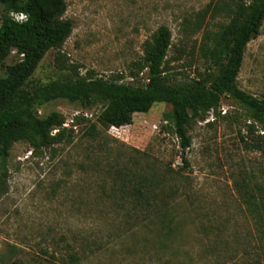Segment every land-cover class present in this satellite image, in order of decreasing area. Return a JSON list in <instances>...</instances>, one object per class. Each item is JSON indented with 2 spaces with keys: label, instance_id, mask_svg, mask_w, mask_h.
<instances>
[{
  "label": "rangeland",
  "instance_id": "obj_1",
  "mask_svg": "<svg viewBox=\"0 0 264 264\" xmlns=\"http://www.w3.org/2000/svg\"><path fill=\"white\" fill-rule=\"evenodd\" d=\"M239 1L65 0L62 19L71 21V34L47 52L32 80L73 79L72 66L80 75L122 74V82L143 86L146 71L136 79L129 74L145 40L167 26L166 69L172 81H186L206 69L199 51L205 35L228 23ZM2 16L0 6V23ZM16 59L12 51L0 78ZM237 86L264 100V21L246 46ZM170 110L157 103L134 114L130 125L107 131L97 125L98 134L87 135L100 106L57 100L40 108V117H64L72 141L37 151L18 142L0 161V264H264V229L237 195L241 182L247 190L264 188V149L251 151L244 142L252 137L246 111L222 97L192 125L183 171L165 118ZM153 185L170 195L154 218L132 199L136 188L150 192Z\"/></svg>",
  "mask_w": 264,
  "mask_h": 264
},
{
  "label": "trees",
  "instance_id": "obj_2",
  "mask_svg": "<svg viewBox=\"0 0 264 264\" xmlns=\"http://www.w3.org/2000/svg\"><path fill=\"white\" fill-rule=\"evenodd\" d=\"M0 6L3 13L0 67L12 51L17 55L14 62L4 66L5 76L0 78V161L8 159L10 149L18 142H27L37 151L72 141L73 131L62 128L65 119L61 114L52 112L46 117L38 116L40 108L57 100L85 108L100 106L96 122L91 123L87 135H97V125L104 131L130 125L134 114L148 113L157 103L168 104L171 110L165 118L179 141L181 170L184 171L189 167L184 152L191 145L190 128L215 111L222 97H228L246 111L250 121L246 133L252 137L244 141L246 148L264 149V134L260 133L264 131V100L237 86L246 46L258 37L264 21V0H240L230 10L228 23L214 34L205 35L199 51L206 69L186 81H172V73L166 69L172 34L167 26H160L145 40L142 60L136 63L135 72L129 74L136 79L146 71L143 86L122 82V74L108 79L97 77L92 71L80 75L72 66L73 79L44 84L33 82V74L47 52L59 50L71 34V21L62 19L66 2L0 0ZM10 14H22L25 19L16 22ZM0 182L2 185L1 178ZM152 188L150 192L136 188L132 199L138 209L142 207L154 218L165 211L163 204L170 195L165 198L155 185ZM253 190H247L246 184L241 182L237 195L247 214L264 229V188L256 184ZM70 259L77 261L75 255Z\"/></svg>",
  "mask_w": 264,
  "mask_h": 264
},
{
  "label": "built area",
  "instance_id": "obj_3",
  "mask_svg": "<svg viewBox=\"0 0 264 264\" xmlns=\"http://www.w3.org/2000/svg\"><path fill=\"white\" fill-rule=\"evenodd\" d=\"M10 17L16 22H20L25 19V16L22 14H10ZM145 82H146V79H145ZM66 127H68V123L65 120V122L62 124V128H66ZM111 129L116 130L117 128L111 127ZM55 132L56 130H54L52 134H54ZM261 134H264V131H262Z\"/></svg>",
  "mask_w": 264,
  "mask_h": 264
}]
</instances>
